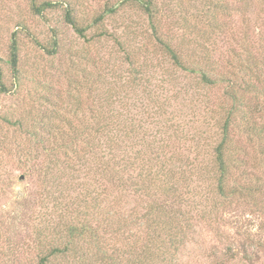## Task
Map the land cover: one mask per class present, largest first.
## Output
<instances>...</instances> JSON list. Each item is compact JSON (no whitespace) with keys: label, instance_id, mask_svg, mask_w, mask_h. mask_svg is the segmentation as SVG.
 Wrapping results in <instances>:
<instances>
[{"label":"rangeland","instance_id":"obj_1","mask_svg":"<svg viewBox=\"0 0 264 264\" xmlns=\"http://www.w3.org/2000/svg\"><path fill=\"white\" fill-rule=\"evenodd\" d=\"M42 1L59 4L38 15L29 10V0H0L1 84L6 88L0 90V264H37L57 239L67 240L64 231L53 228L61 214L53 203L62 187L61 200L70 209L81 212L86 203V212L94 211L88 216L94 217L99 240L96 245L81 238L75 241L74 254H51L50 264H105L96 261L100 247L115 259L112 263L121 264H162L156 256L164 250L172 256L171 264H264V156L258 153L259 141L244 148L243 143L249 142H243L246 137L235 132L233 146L240 149L242 162L232 167L230 179L232 182L239 174L249 173L252 189H257L258 210L248 204V196L232 197L219 206L223 199L214 190L215 184L210 182L207 187L206 182L200 183V188L192 190L196 198L189 200L203 206H184L191 209L194 218L184 241L173 251L174 245L167 240H157L156 234H162L159 227L149 230L143 223L149 200L131 186L119 188L111 181L112 172L99 163L103 155L94 145L100 143L99 136L91 133L85 141H77L80 158L59 149L62 141L58 138L60 131H73L67 126L80 131L87 123V128L93 129L95 123L99 125L97 117L102 119L108 125L103 143L114 134L120 158L126 161L130 157L134 167L123 172L124 179L135 181L142 167H157V156L171 157L167 166L178 170L176 164L180 165V171L212 159L211 147L206 144L217 137L218 121L207 123L204 116L208 109L219 111L221 86L206 88L186 73L177 72L162 49L152 52L154 37L161 33L171 43L180 42L182 34L196 39L191 30L196 33L197 26L203 30L200 13L217 3L218 19L226 24L221 38H240L246 33L248 46L259 56L264 51V0H250L248 7L242 0H143L151 2L152 17L134 1L37 0ZM68 4L74 6L73 14L81 26L108 7L115 10L105 14L99 26L90 27L82 38L65 19ZM53 34L58 43L56 53L50 52ZM12 38L18 43L15 74L8 63ZM204 45L211 48L209 43ZM169 74L187 86L185 104L180 94L170 102L168 91H157L156 84ZM146 79L151 82L149 88L144 87ZM109 90L111 96L106 95ZM163 97L170 102L166 107L160 101ZM102 98L112 101L109 107H100ZM77 100L88 105L75 110L72 104ZM42 116L50 120L41 123ZM16 119H20L19 124L14 123ZM172 119L182 129L183 140L172 137ZM138 124L140 132L134 129ZM39 138L45 146H57L55 155L36 144ZM91 148L98 154L94 156ZM197 149L203 150L202 156L195 155ZM142 151L152 152L144 157ZM52 162L56 164L44 176L43 169ZM208 170L213 174L211 164ZM197 176L189 175L191 187L199 183ZM246 179H242L244 186ZM205 186L212 193L211 201L204 197ZM151 234L159 241L158 247L157 241L147 242ZM7 244L15 249L10 257L6 256ZM229 247L236 251L232 259H225Z\"/></svg>","mask_w":264,"mask_h":264},{"label":"trees","instance_id":"obj_2","mask_svg":"<svg viewBox=\"0 0 264 264\" xmlns=\"http://www.w3.org/2000/svg\"><path fill=\"white\" fill-rule=\"evenodd\" d=\"M124 1H134L135 3H138L152 17L151 2H144L143 0H122V2ZM249 1L250 0H242L241 2L244 6L248 7L250 6L248 3ZM58 4L59 3H53L51 1L37 2V0H29V10L33 14L41 15L45 9ZM73 8V5L68 4L65 7L64 16L67 22L72 25L74 31L82 38H86L85 33L88 29H90V27H94L96 25L99 26V23H101L106 16L105 14L112 13L115 10L114 7H108L102 13H98L96 17L91 20V22L81 26L73 14ZM218 10H220V8L216 3L213 4L212 9L204 13H200L199 17L203 23V27L201 26L203 30L199 29L198 26L196 33L191 30L192 33L195 34L196 39H190L186 34H182L179 38L180 42L171 43L166 41L161 36V33H156L152 51L156 54L160 51V49H162V53L169 60V64L174 67L177 72L186 73L187 76L193 79L195 78L202 84V86L206 88L221 86V95L219 96L220 102L218 105L219 111L208 109V111H206L207 115L204 116V121L207 123L209 121H213L214 123L218 121L219 132L217 137L215 135L213 141L206 144V146L211 147V153L213 155L212 159L208 158L206 161L199 162L198 166H190L189 170L184 169L183 171H180V165L177 167L176 164V168H179L178 170L167 166L169 158L171 157H165L162 159L156 155V159H159L157 161V167L154 170H152V167L151 169L142 167L139 174H137L138 180L135 181L132 180V177H126V179H124L123 172L133 169L134 167H132V159L130 157L128 158L127 155L128 160L126 161H123V158H120L121 156L113 143V138H116L113 137L114 134L110 135L108 139L109 141L103 143L101 138L107 135L106 128L108 125L106 123H102V119L97 117L96 121H98L99 125L95 123L93 129H88L87 127L90 126L87 123H85L86 125L80 131L73 129L75 126H67L69 130L73 131L68 133L60 131V135L58 137L62 141L59 149H64V152L70 151L72 156L80 158L81 150L77 148V141H85V136L89 138V134L91 133L99 136L98 138H100V143H94L103 155L99 163L103 164L105 170L108 169V171L112 172L113 175L111 176V181L113 180L116 185H119V188L127 189V187L131 186L134 188V192L137 191L139 194L143 195L141 197H145L149 200L150 204L146 213L143 215V223H145L146 227H149V230H151L152 226L159 227L162 234H156L157 240H162V238L167 240L170 245H174L173 251L177 250V245H180L182 241H184L186 234L190 231V224L192 225V223H190L191 219L194 218V216L190 213L191 209H185L184 206H188L192 209H194V207L203 206L198 205L200 204L198 201L197 204H194L189 200L190 198H196V193H193L192 190L197 187L200 188V183L206 182L207 187L210 182L215 184L214 190L220 198L223 199L218 202L219 206H221L220 204L223 201H227V199L232 197L236 196L238 199H246V196H248V204L251 207H255L256 210L259 208L258 202L255 201L257 199V189H252L254 185L252 183L254 182L249 179V173L246 174V172H244L245 176H242L243 174H239V177L235 178L232 182H230V179L233 174L231 172L232 167L236 168V165L242 162V159L239 158L241 154L240 149L233 146L235 142V132L246 137L245 139H242L243 142L244 140L249 142L243 143L242 147L244 148H246L248 144L252 147L256 146L259 141L261 146L259 147L258 153L264 156V51L258 56V54L255 53L254 48L248 46V36L246 33H244V35L240 38H221V30H223V27L226 24L218 19ZM184 22L185 21H183V23ZM52 37V47L50 52L56 53L58 43L54 34ZM204 43L211 44V48L206 47ZM230 43H234L235 45L231 46ZM188 45H192L194 47L188 49L185 47ZM255 48L256 50H260L259 47L258 49L257 47ZM17 54L18 43L15 38H12L11 44L9 45L8 63L14 70V74L17 72ZM167 76L160 81L161 84H156V86H158L157 91H168L170 93L168 96L170 102L174 96L180 94L182 104H185L187 101L186 99L188 98L186 96L188 91L187 86L184 85L183 82L177 81L175 79V75L169 74ZM1 78L2 70L0 67V90L3 91L6 90V88L4 89V84H1ZM16 78L18 79L17 75H15V79ZM139 84L141 85L142 83ZM150 84L151 82L146 79L144 87L149 88L148 86ZM109 91L106 95L111 96V91ZM160 101L165 107L170 104V102H166L165 97L161 98ZM111 102L112 101L109 102L108 100H105V98H102L100 101V107H109ZM86 104V102L77 100L74 104H72V107L75 110H80L82 105H85L86 107ZM73 114L76 115L77 113ZM220 115H222L221 118H219ZM58 118L64 121L63 116L61 118L58 116ZM4 120H7V123H10L8 116H5ZM46 120L49 121L50 119L46 116L39 118L41 123ZM14 123L19 124L20 119H16ZM178 125L179 124L175 123L172 119L171 127H174L175 129L173 130L174 136L172 137L177 140H183L184 135H182V129ZM138 127L139 128H133L140 132L139 124ZM235 129L237 131H234ZM47 135L52 137V131L48 130ZM36 144L45 152L49 151L52 155H55L56 151L59 150L57 149V146H45L44 142L42 143L40 138L37 139ZM90 150L94 156L98 154L93 151L92 148ZM142 152L144 157H148L147 155L152 151ZM202 154L203 150L197 149L195 155L202 156ZM133 162L135 161L133 160ZM53 164L55 165L56 163L52 162L47 165L45 169H43L44 176H47L51 172ZM210 164L213 168V174H210V170H208ZM185 172H188V175H184ZM195 173L198 175L197 182L199 183H197L196 187H191L192 181L189 175ZM242 177L247 178L244 182L247 186L242 185V179H244ZM213 179H215V181H213ZM207 187L205 186L207 189V195H204V197L206 200L211 201L212 193H210ZM263 189L264 187H262V190ZM64 190V187L60 188V193L56 197V201L53 203V207L55 206V208H59L61 212L59 215V221L53 226V228H60L64 231L66 233L67 240L62 242L57 239V242L55 243L56 245H54L49 252L41 256L37 264H50L49 260L51 254H74L75 251H77L75 241L81 238L84 241L88 239V243L91 242L96 245L98 243L99 237L93 223L94 217L89 218L88 216H93L94 211L92 214H90L89 211L86 212V203L81 212L70 209V205L61 200L64 195ZM204 193L205 191L203 194ZM87 194L88 193L86 191V195ZM86 195L85 197L88 196ZM85 197L83 198L84 200L86 199ZM211 205L213 206V204ZM95 212L97 213V211ZM80 217L82 219L79 221ZM146 240L152 244L157 241L153 239V234L149 235ZM158 245L159 241H157V247ZM5 246L9 250L6 256H9L10 252L12 253L15 249L9 244ZM146 250H150L151 253V248H149V246ZM98 251L99 257H97L96 261H100L105 264H121L119 261L112 263L115 259H113L111 255L101 247ZM157 251H159V249H157ZM235 251L236 250L233 247L227 248L224 254L225 259H232ZM169 254L170 253L165 252V250L158 253L156 257L159 258V263L171 264V261L169 260L172 259V256ZM220 264H222L221 261Z\"/></svg>","mask_w":264,"mask_h":264}]
</instances>
